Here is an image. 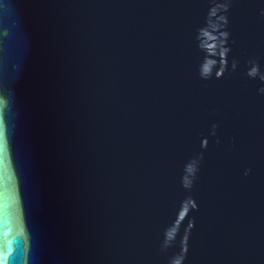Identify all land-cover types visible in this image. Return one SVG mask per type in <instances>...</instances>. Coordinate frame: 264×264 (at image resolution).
<instances>
[{"label":"water","instance_id":"obj_1","mask_svg":"<svg viewBox=\"0 0 264 264\" xmlns=\"http://www.w3.org/2000/svg\"><path fill=\"white\" fill-rule=\"evenodd\" d=\"M0 264H264V0H0Z\"/></svg>","mask_w":264,"mask_h":264}]
</instances>
